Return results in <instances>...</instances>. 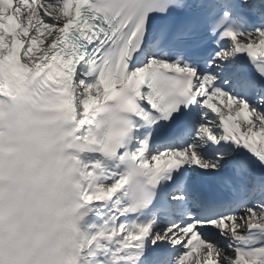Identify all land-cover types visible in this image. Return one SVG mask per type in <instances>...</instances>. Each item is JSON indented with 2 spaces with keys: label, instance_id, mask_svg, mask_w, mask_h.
Here are the masks:
<instances>
[{
  "label": "snow or ice",
  "instance_id": "obj_1",
  "mask_svg": "<svg viewBox=\"0 0 264 264\" xmlns=\"http://www.w3.org/2000/svg\"><path fill=\"white\" fill-rule=\"evenodd\" d=\"M0 264H264V0H0Z\"/></svg>",
  "mask_w": 264,
  "mask_h": 264
},
{
  "label": "bare ground",
  "instance_id": "obj_2",
  "mask_svg": "<svg viewBox=\"0 0 264 264\" xmlns=\"http://www.w3.org/2000/svg\"><path fill=\"white\" fill-rule=\"evenodd\" d=\"M229 254H231V253H229Z\"/></svg>",
  "mask_w": 264,
  "mask_h": 264
}]
</instances>
